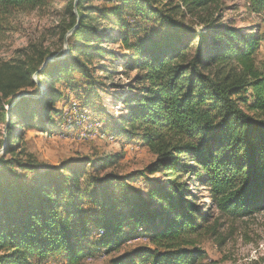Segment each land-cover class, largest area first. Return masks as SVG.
Listing matches in <instances>:
<instances>
[{"label":"trees","instance_id":"obj_1","mask_svg":"<svg viewBox=\"0 0 264 264\" xmlns=\"http://www.w3.org/2000/svg\"><path fill=\"white\" fill-rule=\"evenodd\" d=\"M54 1L0 0V18ZM85 1H69L65 7L70 23L64 32L76 27L72 36L86 39L85 45L75 43L76 56L68 52L40 71L37 58L0 63V148L10 152V138L16 137L13 112L19 110L17 121L23 124L35 113L42 123L50 117L58 93L45 85L46 75L59 81L58 67L64 61L73 62L85 81L92 79V58H116L100 46L110 40L129 52L124 69L126 75L134 74L117 118L123 128L117 131H136L155 160L143 171L101 178L96 174L108 161L92 162L90 185L80 181L79 161H65L59 168L15 162L13 166L34 177L28 182L14 175L13 183L0 184V264H29L31 258L60 255L78 264L91 255L84 245L96 231L101 236L92 246L106 254L139 235L147 240L150 248H134L111 264H200L205 253L197 246L205 215L193 203L195 180L208 189L222 216L245 217L264 209V64L259 67L255 61L258 41L217 19H202L195 27L178 17L183 11L206 10L216 0H181L169 8L159 0H100L105 6L96 7ZM244 1L250 12L264 13V0ZM125 11L130 17H124ZM98 68L108 72L107 67ZM63 70L69 71L70 65ZM35 73L43 89L36 86L34 107L28 109L34 100L27 98L15 106L10 98L35 87ZM9 108L14 109L8 118ZM6 163L0 158V165ZM137 180L146 181L147 193L132 191V201L129 188L107 192L111 184ZM116 194H121L120 203Z\"/></svg>","mask_w":264,"mask_h":264},{"label":"rangeland","instance_id":"obj_2","mask_svg":"<svg viewBox=\"0 0 264 264\" xmlns=\"http://www.w3.org/2000/svg\"><path fill=\"white\" fill-rule=\"evenodd\" d=\"M69 1L75 2V0H55L40 9L17 11L8 17L0 18V63L10 62L13 59L23 61L37 58L41 59V63L36 65L40 71L45 65L57 60L56 58L62 57L63 60L68 52L76 56L75 43L85 45L86 39L82 36H72L76 27L64 32L70 23L65 11ZM159 2L167 5L166 8L181 4V0H159ZM85 5L105 6L100 0L85 1ZM73 13L77 14L75 6ZM130 14L129 11H125L124 17H130ZM178 17L185 24L195 27L199 23L201 25L202 19L213 18L223 25L243 29L247 35H254L259 47L255 61L259 67L263 66L264 13L256 15L250 12L244 0H216V3L206 10L195 14H187V11H183ZM151 25L152 28H156L155 25ZM106 26L107 23H104L103 28ZM196 43V41L191 42L193 47ZM100 46L106 50V53H114L116 58L108 55H104L101 60L92 58L90 69H94L95 73L92 79L87 80L90 82L85 81L73 62L64 64L65 62L62 61L63 63L59 65L58 69L61 70L59 81L46 75L45 85L58 93L53 103L54 110H49L50 117L47 121L42 123L44 120L41 119L40 122L39 115L35 113L29 124H23L22 121L18 123L19 110L13 112L11 125L18 131L16 137L10 138V152L6 153L3 146L0 148V158L7 162L0 165V184L13 183L14 175L28 182L32 180L34 174L22 171L17 165L13 166L15 162L59 168L65 161H79L76 167L83 170L79 178L85 185H90V181L94 178L93 171L90 170L92 162L108 161L96 174L98 178L109 173L125 176L131 172L143 171L154 162V155L141 145L136 131L132 129L128 130L129 133L121 129L117 131V128H123V124L119 123L117 118L124 110L122 99L129 91L128 86L134 76V74L126 75L124 69L129 63L127 59L129 52L118 41L107 40L100 43ZM67 65H70V70H63ZM98 67H107L108 72H100ZM37 75L35 73L32 77L35 87L30 86L10 98L12 102L15 101V106L27 98L34 100L28 109L34 107L32 105L37 98L34 95L36 86L43 89ZM51 98L50 96L48 100ZM9 109L11 112L14 108ZM258 116L256 114V117ZM262 117L264 118V115ZM6 135L7 131L4 129L2 133L4 141ZM66 177L69 180L73 179L70 176ZM146 186V181L137 180L124 186L111 184L107 192L112 189L123 192L129 188L131 189L129 199L132 201L135 198L132 191L137 189L145 195ZM192 192L193 203L199 206L200 211L205 215V222L202 223L203 236L197 246L205 253L200 264H264V209L245 217L222 216L217 213L213 202L210 201L208 189L198 184L197 180L193 182ZM120 196L121 194H116L114 197L118 199L116 203L121 202ZM100 236L101 232L96 231L92 242L94 243L93 240ZM92 242L87 246V243L84 245L91 251V255L84 257L78 264H111L112 259H117L134 248H150L145 236L142 235L131 239L118 251L109 254L105 253L104 248L92 246ZM148 260L149 263L150 259ZM28 263L69 264L64 255L43 261L31 258Z\"/></svg>","mask_w":264,"mask_h":264},{"label":"water","instance_id":"obj_3","mask_svg":"<svg viewBox=\"0 0 264 264\" xmlns=\"http://www.w3.org/2000/svg\"><path fill=\"white\" fill-rule=\"evenodd\" d=\"M9 111H10V109H8V111H7V117H8V118H9V113H10Z\"/></svg>","mask_w":264,"mask_h":264}]
</instances>
